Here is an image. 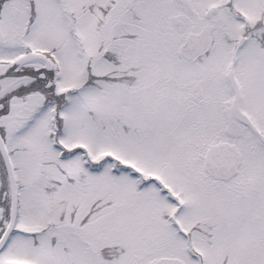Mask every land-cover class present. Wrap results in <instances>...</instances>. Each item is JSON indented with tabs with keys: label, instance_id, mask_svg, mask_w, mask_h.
Here are the masks:
<instances>
[{
	"label": "snow or ice",
	"instance_id": "snow-or-ice-1",
	"mask_svg": "<svg viewBox=\"0 0 264 264\" xmlns=\"http://www.w3.org/2000/svg\"><path fill=\"white\" fill-rule=\"evenodd\" d=\"M0 264H264V0H0Z\"/></svg>",
	"mask_w": 264,
	"mask_h": 264
}]
</instances>
